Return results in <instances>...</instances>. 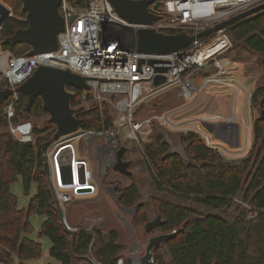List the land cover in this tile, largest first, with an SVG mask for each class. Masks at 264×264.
I'll list each match as a JSON object with an SVG mask.
<instances>
[{"label":"trees","instance_id":"1","mask_svg":"<svg viewBox=\"0 0 264 264\" xmlns=\"http://www.w3.org/2000/svg\"><path fill=\"white\" fill-rule=\"evenodd\" d=\"M69 1L75 7H85L90 0ZM3 2L12 9L16 19H7L0 28L1 49L15 56H25L30 49L28 44L10 47L1 43L16 29L26 26L21 20L25 17L21 10L22 2ZM163 32L174 33L175 30ZM227 34L232 43L227 55L234 57L243 52L255 58L254 63L261 76L250 94V109L264 110V12L236 22ZM6 87H9L8 82L0 79V89ZM177 92L178 88H172L146 100L138 106L134 117L143 118L160 111L167 103H156L155 100L161 96L172 95L168 101L174 106L180 105L182 99L177 97ZM27 100V95L17 94L11 123L46 116L41 97H36L29 111L25 110ZM7 102L0 104V109ZM79 102L80 93H75L70 106L80 120L79 129L98 132L112 126V116L105 104L100 111L95 104L89 109L79 107ZM32 125L33 141L21 142L11 135L8 120L0 112V264H26L28 260L41 257V243L28 237L33 232L29 221L32 214L45 217L38 235L51 242L48 256L53 261L48 264H117L127 249L119 242L117 230H103L100 225L92 228L76 226L72 238L70 230L61 222L43 170L44 155L57 139L55 124L49 118H43L40 126ZM145 133L148 141L141 142V149L156 191L149 200L156 215L163 220L158 229L162 233L176 230L164 243L170 264H264V120L259 114L252 120L251 146L238 159H225L195 132H171L154 122ZM164 133L172 140L176 138L190 160L184 161L180 154L170 152ZM126 177L131 179L130 175ZM17 180H20L23 194L27 196L32 184L36 186L27 208H19L10 191ZM118 193V203L123 207L131 208L142 202L139 188L132 180L118 189ZM173 199L189 200L220 213L236 205L237 213L229 221L180 205ZM237 200L256 209L255 214L250 216L251 210ZM131 220L134 223L148 221L143 204ZM158 249L154 250L155 264H167Z\"/></svg>","mask_w":264,"mask_h":264},{"label":"built area","instance_id":"2","mask_svg":"<svg viewBox=\"0 0 264 264\" xmlns=\"http://www.w3.org/2000/svg\"><path fill=\"white\" fill-rule=\"evenodd\" d=\"M261 3L264 0H163L157 11L151 9L161 16L160 19L146 25L129 23L117 14L108 0H90L85 7H75L69 0H61L59 12L65 20V27L57 34L55 50L32 56H15L0 48V79H5L9 88L21 84L41 65L67 69L82 76L89 86L88 91L66 87L74 95L80 93L79 104H84L81 107L89 109L95 104L101 111L105 104L112 116V126L108 129L98 132L79 129L56 139L45 153L57 202L64 204L75 197L97 195L107 167H110L120 146L124 145L122 141L140 142L139 135L147 132L154 122L171 132L198 133L207 146L218 148L203 124L219 120L231 122L230 118L202 114L174 120L172 117L178 113H175L177 109L138 119L134 115L141 103L172 88H178L177 97L182 99V103L177 107L184 110L198 99L207 83L237 87L230 76L236 70L234 61L227 55L232 47L227 32L235 23L196 37L189 45L167 53L136 50L133 31L153 27L162 32L175 30L196 35ZM219 41L223 44L216 50L205 52L206 48ZM158 75L165 79L154 84ZM7 100L0 112L8 120L9 132L21 142L33 141L31 121L11 123L17 93ZM121 124L127 129L118 136L117 128ZM111 131L116 135L107 141ZM67 161H71V182L61 179L60 166ZM237 202L251 210L250 216L255 214L256 209L247 203ZM117 264H124L123 257L118 258Z\"/></svg>","mask_w":264,"mask_h":264},{"label":"water","instance_id":"3","mask_svg":"<svg viewBox=\"0 0 264 264\" xmlns=\"http://www.w3.org/2000/svg\"><path fill=\"white\" fill-rule=\"evenodd\" d=\"M113 6L117 14L128 21L129 23L138 24H152L160 19V15L154 13L152 10L157 11L161 4L160 1L153 0H108ZM21 10L25 13L24 22L25 27L15 30V32L4 38L2 44L13 47L17 44H28L30 46L26 56H32L37 53L53 51L57 48V34L64 30L65 20L59 12L61 0H21ZM152 4V10L149 5ZM264 12V3L258 4L248 10L238 13L227 20L217 23L213 28H209L196 35H190L186 31H179L174 33H166L157 31L153 27L137 28L133 31L135 48L141 52H155L167 53L176 51L191 43L196 37L211 33L213 30L240 22L246 18H250L254 13ZM12 16V10L5 4L0 2V26ZM72 16L68 18V21ZM152 63V61H149ZM165 68H163L164 70ZM164 77L158 75L154 79V84H159L164 81ZM67 86H72L79 90H89L85 79L67 69H59L48 66H38L34 72L21 84L15 88L6 87L0 90V104H2L13 93H21L28 96L25 105V110L29 111L34 103L36 97L42 99V109L48 114L49 120L55 124V137L62 138L71 135L79 130L80 120L75 116L74 109L70 106V101L74 94L66 90ZM259 117L264 120V110L259 111ZM220 126H208L205 124L207 130L217 138V130L215 128ZM228 123V122H227ZM116 135L115 131H111L107 135V141L112 140ZM165 141L170 145L171 153H178L184 161L190 160L184 148L180 144H173L171 138L167 133H164ZM178 149H182L178 150ZM128 151L125 145H121L116 152L115 158L111 161L110 167L116 172L129 176L131 170L129 169L132 161L123 158L124 154ZM43 170L47 177L50 190L54 196L56 203V210L63 225L70 230L72 238L75 235V230L68 227L64 213L60 204L57 202L52 181L50 178V169L47 159L43 158ZM61 179L63 182L72 181V168L71 161L62 163L60 166ZM110 193L117 195L115 204L118 206L122 213L132 214L137 210L143 202H138L134 207L126 208L118 203L120 193H118L117 185L109 186ZM123 219V216L120 215ZM163 220L159 215H156L152 220L146 221L142 229L144 232H150L159 228ZM176 230L166 233H160L148 238L145 242L140 243L134 239V246L130 247L126 252H122L124 264H155L154 250L159 248L165 243L167 239L175 234ZM106 236V233H104ZM133 237V234H131Z\"/></svg>","mask_w":264,"mask_h":264},{"label":"rangeland","instance_id":"4","mask_svg":"<svg viewBox=\"0 0 264 264\" xmlns=\"http://www.w3.org/2000/svg\"><path fill=\"white\" fill-rule=\"evenodd\" d=\"M0 2L5 4L3 0H0ZM5 5L9 7L7 4ZM231 58L236 62L234 64L236 70H234L230 76H233L234 83L237 85V87H231L216 82L207 83L206 86L202 89V93L199 95L198 99L194 103H192L191 106L185 108L184 110L183 108L178 109L181 105H178L179 107H177L172 105V103L168 101L171 99L172 95L161 96L160 98H157L155 100L156 103H167L163 107L161 106L162 108L160 109V111L151 113V115L158 114L164 111H171L172 109H177L175 113L178 112L173 115L172 118L174 120H178L180 118H192L193 116L202 113H225L232 115L235 120L239 121V124L244 130V150H249L252 141V120L259 114L257 108L250 109V94L255 88V85L258 84L257 82L261 76V72L255 65V58L252 56H248L247 54L241 52L239 55H236L234 57L231 56ZM224 104L225 106H223ZM78 106L81 107L84 106V104L81 103L78 104ZM43 118H49V116L46 114V116H44ZM43 118L33 119L31 120V122L32 124H37L38 126H40ZM117 129L118 136H121L122 134H124L127 127L126 125L121 124ZM145 134V132L141 134V139L139 135L140 142L129 139L122 141L123 144L128 148V151L125 153V159L132 161L129 167V169L131 170V179L116 172L111 167H107V173L102 180V186L104 188H100L96 196L75 197V199L67 203L60 204L69 228L75 230L76 226L92 228L93 226L100 225L103 227V230L115 229L119 234V242L123 243L126 248L128 247V250L131 246L133 247L135 245L134 239L140 243H143L148 238L162 233L158 228L150 232H144L142 229L144 223H134L131 220L132 215L136 210L132 214L122 213L118 206L115 204L117 195H111L110 190L108 189L109 186L117 185L118 191V189L127 185L131 180L134 181L141 193L143 211L146 213L147 219L152 220L153 218H155L156 213L149 200V196L155 195L156 191L151 184L148 172V164L144 160L141 149V142L146 143L148 141V138L147 136H145ZM175 140L171 139L172 142ZM173 144L179 143L175 141V143L173 142ZM80 145H82V142L81 144H79V146ZM75 146L77 147V145ZM216 149L218 150V148ZM239 149H241V147ZM228 150L229 153L223 152V157L225 159H238L237 157L244 156L248 152L247 150L244 155H236L237 152H234L235 154L233 153V151L235 150L230 148H228ZM80 155L81 157L83 156L82 153ZM96 169L97 165L95 164V172H97ZM10 191L14 194L18 207L27 208L29 198L35 193L36 186L35 184H32L30 195L27 196L23 194L20 180H17L11 185ZM168 198L172 199L171 197ZM173 200L180 205L189 206L201 212H207L216 216H220L229 221L232 220L235 213H237V210H235L236 205H233L227 212L224 211L223 213H220L218 210L202 206L189 200ZM120 215L123 216V219L120 218ZM44 218V216H39L36 214H32L29 216V221L33 226V232L29 234L28 237L41 243L42 254L39 259L28 260L26 261V264H47V261H53L48 257V249L51 245L50 240L45 236L38 235L40 225ZM131 234H133V237L131 236ZM158 251L162 254L167 264H170L169 255L164 244L159 247Z\"/></svg>","mask_w":264,"mask_h":264},{"label":"crops","instance_id":"5","mask_svg":"<svg viewBox=\"0 0 264 264\" xmlns=\"http://www.w3.org/2000/svg\"><path fill=\"white\" fill-rule=\"evenodd\" d=\"M235 63L236 62L234 61V64ZM231 77L233 78V76H231ZM223 106H225V104ZM202 114H204V113H202ZM202 114H197V115H202ZM211 114H216V113H211ZM204 115H208V114H204ZM216 115H221L223 118H230L231 119V122H228V123L226 121H224V120H219V121H216L214 123H212V122L211 123H205V124H208V126L212 127L214 125L215 126H217V125L220 126L221 122H224L223 125H221V127H219V128L216 127L215 128V130H217V138L215 139L212 136V138L214 139L215 143L218 145V151L223 155V152L224 153H229L228 148H230V149L235 150V151H233V153L237 152L236 155H238V154L244 155L248 149L244 150V146H243V131L244 130L242 129L241 125L239 124V121L235 120L234 117L232 115H229V114H225V113L221 114L220 113V114H216ZM205 124H203V127L205 128V130H207L206 126H204ZM240 147H241V149H239ZM240 157H243V156H239L237 158H240ZM105 172L107 173V169H106ZM106 173H105V175H106ZM99 187L100 188L103 187L102 186V182H101V185H99ZM110 194L114 195L112 193H110ZM94 196H96V195H94ZM85 197H89V196H85ZM127 250L128 249H126L124 251L126 252ZM50 262H52V261H50V260L47 261V264L50 263Z\"/></svg>","mask_w":264,"mask_h":264},{"label":"bare ground","instance_id":"6","mask_svg":"<svg viewBox=\"0 0 264 264\" xmlns=\"http://www.w3.org/2000/svg\"><path fill=\"white\" fill-rule=\"evenodd\" d=\"M223 44V41H219L218 43L212 45V46H209L208 48H206L205 52L208 53V52H212L214 50H216L219 46H221ZM178 150H181L182 149H178Z\"/></svg>","mask_w":264,"mask_h":264},{"label":"flooded vegetation","instance_id":"7","mask_svg":"<svg viewBox=\"0 0 264 264\" xmlns=\"http://www.w3.org/2000/svg\"><path fill=\"white\" fill-rule=\"evenodd\" d=\"M159 8H160V6H159ZM149 9H152V4L149 5ZM12 16H13V17H9V18H15L13 14H12ZM9 18H8V19H9ZM15 19H16V18H15ZM5 21H6V20H5ZM5 21H4V22H5ZM22 21H23V20H22ZM23 22H24V21H23ZM24 23H25V22H24ZM2 25H3V24H2ZM2 25L0 26V28L2 27ZM0 48H1V46H0ZM3 89H4V88H3ZM0 90H2V89H0ZM9 97H10V96H9ZM9 97H8V98H9ZM8 98H7V99H8ZM7 99H6V100H7ZM4 102H5V101H4ZM4 102H3V103H4ZM3 103H2V104H3ZM123 158L125 159V154H124ZM117 192H118V191H117Z\"/></svg>","mask_w":264,"mask_h":264}]
</instances>
